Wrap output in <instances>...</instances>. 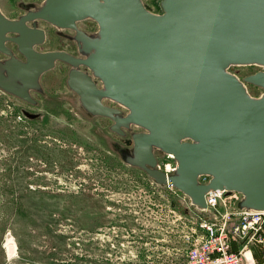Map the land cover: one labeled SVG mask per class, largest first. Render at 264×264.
Listing matches in <instances>:
<instances>
[{
  "label": "water",
  "instance_id": "water-1",
  "mask_svg": "<svg viewBox=\"0 0 264 264\" xmlns=\"http://www.w3.org/2000/svg\"><path fill=\"white\" fill-rule=\"evenodd\" d=\"M154 13L142 0H44L16 19L0 10V88L27 102L39 77L62 61L67 86L93 116L131 135L130 165L172 186L204 209L212 190L236 191L239 206L264 211V71L243 81L263 88L252 97L230 73L235 64L264 66V0H162ZM91 19L94 33L77 27ZM45 21L75 31L79 56L38 51ZM16 44L25 60L6 42ZM110 99L127 109L103 103ZM27 115V113H25ZM171 155V173L157 168L155 150ZM208 176L206 182L200 176Z\"/></svg>",
  "mask_w": 264,
  "mask_h": 264
},
{
  "label": "rangeland",
  "instance_id": "rangeland-1",
  "mask_svg": "<svg viewBox=\"0 0 264 264\" xmlns=\"http://www.w3.org/2000/svg\"><path fill=\"white\" fill-rule=\"evenodd\" d=\"M43 1L0 0V9L16 19ZM142 1L162 13V0ZM36 23L46 33L38 51L76 53L71 31ZM79 24L98 29L91 19ZM68 71L69 65L57 61L44 72L32 92L35 104L0 89V264H184L185 235L211 213L127 163L131 135L142 129L131 125L119 135L109 118L86 112L67 86ZM228 71L243 81L264 66L235 64ZM243 83L252 97L263 93ZM103 103L128 112L110 99ZM25 110L35 117H25ZM155 156L157 168L173 171V158L158 149ZM252 250L264 264L258 247Z\"/></svg>",
  "mask_w": 264,
  "mask_h": 264
},
{
  "label": "built area",
  "instance_id": "built-area-1",
  "mask_svg": "<svg viewBox=\"0 0 264 264\" xmlns=\"http://www.w3.org/2000/svg\"><path fill=\"white\" fill-rule=\"evenodd\" d=\"M241 197L239 192L224 190L205 195L206 207L198 209L211 217L185 235L184 264H260L253 246L264 261V211L240 207ZM233 242L238 248H233Z\"/></svg>",
  "mask_w": 264,
  "mask_h": 264
},
{
  "label": "flooded vegetation",
  "instance_id": "flooded-vegetation-1",
  "mask_svg": "<svg viewBox=\"0 0 264 264\" xmlns=\"http://www.w3.org/2000/svg\"><path fill=\"white\" fill-rule=\"evenodd\" d=\"M79 22L80 21H78L77 22V27L79 28V29H81V30H83V31H85V32H87V33H94V32H96V31H92V30H87V29H83V28H81L80 27V24H79ZM67 30H69V31H71V33L72 34H67V36H68V38L70 39V41L75 45V47H76V53L75 54H73V53H71V52H69V51H67V50H63V51H65V52H67V53H69V54H71V55H74V56H79L80 55V52H79V47H78V44H77V42L75 41V39H74V36H75V31L74 30H72V29H67ZM61 34H63V33H61ZM9 43H13V42H6V45L8 46V48L12 51V53H13V55L16 57V58H18V59H21V60H25V58H24V56L18 51V49H17V46H16V44H15V47L14 46H10L9 45ZM14 44V43H13ZM36 49H37V47H36ZM2 53V52H1ZM4 56H5V58H2V59H0V62L1 61H3V60H5V59H7L8 58V56H6L4 53H2ZM18 55H20V56H18ZM65 64H67V63H65ZM67 65H69V64H67ZM70 65H69V69H70ZM1 89V88H0ZM2 90V89H1ZM4 91V90H3ZM33 91H35V90H33V89H30L29 90V94L31 95V97H32V92ZM6 92V91H5ZM8 93V92H7ZM10 94V93H9ZM13 95V94H12ZM13 96H15V95H13ZM17 98H20V97H18V96H16ZM33 98V97H32ZM20 99H22V98H20ZM34 99V98H33ZM22 100H24V99H22ZM35 100V99H34ZM24 101H26V100H24ZM27 102V101H26ZM30 103V102H29ZM36 103V100H35V102L34 103H31V104H35ZM25 113H27V115H24L25 117H27V118H34L35 117V114H33V113H31V112H29V111H24V114Z\"/></svg>",
  "mask_w": 264,
  "mask_h": 264
},
{
  "label": "bare ground",
  "instance_id": "bare-ground-1",
  "mask_svg": "<svg viewBox=\"0 0 264 264\" xmlns=\"http://www.w3.org/2000/svg\"><path fill=\"white\" fill-rule=\"evenodd\" d=\"M0 10H1V9H0ZM1 12H2V11H1ZM36 47H37V46H35V49H36ZM36 50H37V49H36ZM56 63H57V61H56ZM56 63H55V64H56ZM244 86H245V84H244ZM165 156L168 157V158H173L171 155H168V154H165ZM173 159H174V158H173ZM174 167H175V164H174V166H173L172 169H174ZM141 170H142V169H141ZM200 177H201V176H200ZM200 177H199V180H200ZM169 187H170V186H169Z\"/></svg>",
  "mask_w": 264,
  "mask_h": 264
}]
</instances>
